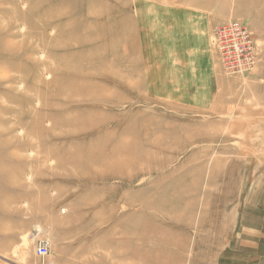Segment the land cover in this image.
<instances>
[{
	"label": "rangeland",
	"instance_id": "1",
	"mask_svg": "<svg viewBox=\"0 0 264 264\" xmlns=\"http://www.w3.org/2000/svg\"><path fill=\"white\" fill-rule=\"evenodd\" d=\"M235 1L0 0V264H221L264 203ZM226 10L250 71L209 44Z\"/></svg>",
	"mask_w": 264,
	"mask_h": 264
},
{
	"label": "crops",
	"instance_id": "2",
	"mask_svg": "<svg viewBox=\"0 0 264 264\" xmlns=\"http://www.w3.org/2000/svg\"><path fill=\"white\" fill-rule=\"evenodd\" d=\"M249 2V3H246ZM235 6L237 15L244 18L245 22L249 23H264V5L259 6L256 3H251L250 0H236ZM261 8V9H260ZM260 9V14L258 10ZM228 10H226L222 16L220 23L230 20ZM229 17V18H228ZM233 19V17H232ZM209 44H211V38L209 37ZM216 53V52H215ZM264 72V65L261 63L259 69ZM264 78L263 74H258L257 78ZM255 78V75H254ZM259 80V79H257ZM264 172V171H263ZM255 184V190L250 194L251 200H260L264 202V195L258 192L257 185L264 184V173L259 179L253 181ZM248 191L246 192V195ZM252 207L245 208L242 212V218L239 224L241 230L238 236H232L228 242V251L222 258L221 264H264V203L261 206H257L253 202Z\"/></svg>",
	"mask_w": 264,
	"mask_h": 264
},
{
	"label": "built area",
	"instance_id": "3",
	"mask_svg": "<svg viewBox=\"0 0 264 264\" xmlns=\"http://www.w3.org/2000/svg\"><path fill=\"white\" fill-rule=\"evenodd\" d=\"M211 44L226 70L230 72L250 71L259 60L254 38H252L249 29L239 20L230 19L217 26L212 31ZM36 240V253L46 261L45 259L49 257L51 249L49 240L46 238ZM48 264H52V262Z\"/></svg>",
	"mask_w": 264,
	"mask_h": 264
},
{
	"label": "bare ground",
	"instance_id": "4",
	"mask_svg": "<svg viewBox=\"0 0 264 264\" xmlns=\"http://www.w3.org/2000/svg\"><path fill=\"white\" fill-rule=\"evenodd\" d=\"M184 147V146H183Z\"/></svg>",
	"mask_w": 264,
	"mask_h": 264
}]
</instances>
